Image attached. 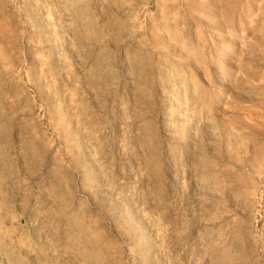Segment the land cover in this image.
Wrapping results in <instances>:
<instances>
[{
  "label": "rangeland",
  "instance_id": "rangeland-1",
  "mask_svg": "<svg viewBox=\"0 0 264 264\" xmlns=\"http://www.w3.org/2000/svg\"><path fill=\"white\" fill-rule=\"evenodd\" d=\"M0 264H264V0H0Z\"/></svg>",
  "mask_w": 264,
  "mask_h": 264
}]
</instances>
